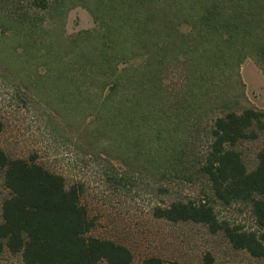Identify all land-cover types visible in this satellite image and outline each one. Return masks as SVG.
<instances>
[{
  "label": "trees",
  "instance_id": "trees-1",
  "mask_svg": "<svg viewBox=\"0 0 264 264\" xmlns=\"http://www.w3.org/2000/svg\"><path fill=\"white\" fill-rule=\"evenodd\" d=\"M27 2L42 11L79 4L94 21L64 36L44 68L61 77V99L90 115L77 127L76 148L147 175L161 193L167 180H196L202 197L160 200L151 214L200 224L231 249L264 260V110L239 105L220 77L237 74L247 57L264 71V0ZM256 139L248 167L239 144ZM104 179L124 183L115 170ZM0 184V253L19 264L131 262L124 243L90 233L95 217L81 201L82 184L34 152L11 156L0 146ZM215 202L244 206L254 226L220 218ZM139 264L165 263L150 253Z\"/></svg>",
  "mask_w": 264,
  "mask_h": 264
},
{
  "label": "rangeland",
  "instance_id": "rangeland-1",
  "mask_svg": "<svg viewBox=\"0 0 264 264\" xmlns=\"http://www.w3.org/2000/svg\"><path fill=\"white\" fill-rule=\"evenodd\" d=\"M27 1L0 0V120L3 123L0 146L11 156L27 157L34 152L36 160L47 168L79 181L81 201L95 217L90 233L128 246L132 252L129 264H139L141 257L150 253L162 257L165 264H264V260L231 249L200 224L170 221L151 214V205L160 200L174 196L202 197L196 180H167L163 182L166 192L161 193L147 175L102 153L76 148L75 142H80L76 138L77 127L88 124L90 115H77L71 99L68 103L61 99V77L44 68L46 59L53 60L60 51L64 36L91 28L94 21L79 4L65 5L64 10L42 11ZM27 42L34 45L25 50ZM45 46L50 47V55L45 52ZM237 71V74L230 70L220 75L225 81L222 84L225 92L237 94L239 105L264 110V71L250 57L240 63ZM259 145L258 139L239 144L248 167L253 165ZM111 170L123 172L122 185L112 186L104 179L105 172ZM154 182L157 184L155 179ZM1 192L0 184V195ZM214 207L220 218L239 222L244 227L254 226L242 205L215 202ZM207 252L211 260H206ZM0 264H19V261L2 252Z\"/></svg>",
  "mask_w": 264,
  "mask_h": 264
}]
</instances>
